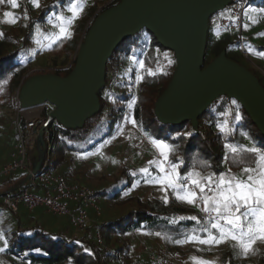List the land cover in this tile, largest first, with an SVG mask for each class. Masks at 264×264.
<instances>
[{
  "label": "trees",
  "instance_id": "trees-1",
  "mask_svg": "<svg viewBox=\"0 0 264 264\" xmlns=\"http://www.w3.org/2000/svg\"><path fill=\"white\" fill-rule=\"evenodd\" d=\"M119 1L111 0L104 6L100 0L84 3L82 13L70 25V37L56 36L46 50L55 63L51 72L64 76L71 71L78 47L93 19ZM252 1L264 8V0ZM39 2L40 7H35L32 0H17L18 11L14 14L16 22L0 25V124L6 117L5 101L19 91L29 76L38 73L35 70L27 71V61L33 58L32 49L39 33L52 34L58 24L56 17H66L73 0ZM213 33L216 35L209 34L206 58L208 55L214 58L222 49H226L227 55L237 61L228 53L229 46L236 41L228 36H220L218 31ZM261 49L264 50V45ZM169 53H172V58L168 57ZM132 57L136 58V62ZM140 60L144 61L145 68L140 67ZM169 60L172 62L169 63ZM176 67L174 52L160 44L147 28L125 38L108 60L106 83L99 91V112L89 117L81 128H67L52 120L45 131V146L37 144L28 153L27 166L33 168L42 159L39 172H59L70 182L83 179V174L74 167L75 154L92 150L112 137L125 120L130 100L134 102L133 118L138 128L148 137L164 140L175 147L171 159L183 161L179 169L181 173L196 169L205 175L211 172L219 174L228 169L237 171L249 166L252 163L251 154L241 151L234 157L225 145L240 146L243 150L248 148L244 147L248 138L253 147L264 150V134L237 99L226 95L215 99L199 116L198 128L191 121L171 124L162 123L157 118L156 100L167 87ZM147 69L154 71L155 75H149ZM137 75L143 77L138 87ZM237 115L241 117L239 120L236 119ZM224 121L229 124L228 133H221L217 128ZM9 127L14 130L11 140L15 141L16 120H11ZM185 132L191 135H183ZM89 138L93 139L91 143ZM234 159L241 163H234ZM204 162H207V167ZM28 174V171L18 170L0 176V195L18 193L24 187H31L35 191L40 186L34 185L32 179L26 180ZM84 180L97 194L102 211L100 214L91 211L92 220L87 230L79 236L75 235L69 217L60 218V224H56L57 220L54 222L44 217L48 213L44 208L34 211L21 208L19 212H13L0 203V230L7 242L6 252L20 262L31 264H120L135 259L129 236L133 230L144 228L153 234L160 233L170 248L182 246L185 242L178 244L175 241L184 240L189 234L196 233L201 237L207 235L201 229L206 220L202 219L197 224L188 219L191 216L183 209L171 203L128 194L127 190L133 186L136 176L127 166H123L110 180L105 176L97 180ZM99 231L104 238L103 243L96 240ZM259 264H264V257Z\"/></svg>",
  "mask_w": 264,
  "mask_h": 264
},
{
  "label": "water",
  "instance_id": "water-1",
  "mask_svg": "<svg viewBox=\"0 0 264 264\" xmlns=\"http://www.w3.org/2000/svg\"><path fill=\"white\" fill-rule=\"evenodd\" d=\"M232 0H120L93 19L67 75L36 73L20 86L18 103L31 109L46 102L54 105L52 120L67 128H81L101 108L99 91L106 83V69L114 49L143 28L175 54L177 67L155 103L162 123L191 121L198 128L199 116L220 96L237 99L264 134V85L259 77L227 50L206 63L210 18ZM47 125L38 132V145L45 146ZM42 166L39 159L26 180Z\"/></svg>",
  "mask_w": 264,
  "mask_h": 264
},
{
  "label": "rangeland",
  "instance_id": "rangeland-1",
  "mask_svg": "<svg viewBox=\"0 0 264 264\" xmlns=\"http://www.w3.org/2000/svg\"><path fill=\"white\" fill-rule=\"evenodd\" d=\"M90 1L91 0H79L83 5ZM100 1H102V5L104 6L111 0ZM261 9L264 8L258 6L255 1L250 2L244 9L242 36L249 57L244 51L239 49V31L227 29L219 34L222 37L228 36L230 39L236 41V43L229 46V55L235 57L238 62L253 71L264 85V55H261L264 53V50L261 49V46L264 45V12H261ZM17 11L18 7L13 8L8 0H3V2L0 3V25L10 24V22L6 21L12 20ZM5 12H9L12 15L5 17ZM70 16L71 13L69 12L68 7L66 17ZM249 17H251V19H249ZM245 25H247V27H245ZM68 27L70 29V26ZM213 32H215V28L210 32L211 36L216 35ZM58 33L59 28L57 25L52 34L47 35L39 33L34 48L32 49L33 58L32 60L27 61V71L35 70L38 73H45L44 71L47 70L48 72H51V69L55 68V63L51 60V57L46 50L56 39ZM249 48H251L252 51H249ZM172 56V53L168 54L169 58H172ZM212 57L213 55H208L206 63L209 62ZM59 64L61 65V63ZM138 85L139 82L137 81V87ZM130 104L131 107H129ZM133 104L132 100L127 103L129 108L126 112L127 114L124 122L116 131L118 135H115V133L106 141L99 143L92 150L77 152L75 154L74 167L76 171L83 174V179L74 182L88 185L84 178L91 181L97 180L101 176H105L107 180H110L113 176L119 173L123 166H127L131 173H136V180L133 186L127 190L128 194H137L143 199L158 198L163 200L162 196L164 194L159 190V186L144 183V176L139 171L143 167H151L149 166L148 161L157 159L158 152L151 145L149 137L142 132L136 124L133 125L130 122L134 114L132 109ZM5 113L6 117L4 118V122L0 124V166L10 159V156L14 151L15 141L11 140V135L14 130L9 127L11 120H16L19 116L21 120L23 119L26 121L31 117L43 114L39 106L22 111L18 103V91L14 93L12 98L5 101ZM89 140V143H91L93 139L89 138ZM89 143L86 146H88ZM244 147H253L250 139L246 138ZM240 172L241 169L232 171V173L235 174H240ZM152 174H155L154 170ZM168 196V203H171L174 207L183 209L189 216H198L195 206L178 201L171 191L168 193ZM100 211H102L101 206ZM44 217L50 220H55L54 222L57 220L56 224H60L58 220L64 218L51 213L44 214ZM74 233L77 236L81 235L76 230ZM148 234L145 244L151 246V251L168 256L172 264H196V260H194L193 257L197 258V260L212 261L214 264H259L260 260L264 257V243L259 241L255 245L254 251L250 252L248 255H244L238 248H233V242L231 240L219 245L185 242L182 246H174L172 248L165 244L164 248L160 245L159 241L156 240L157 237H155L153 233L148 231ZM129 235H131V232ZM0 237H2L0 238V248L3 249V251H0V264H15L16 262L18 264H31L20 262L15 257L8 254L5 249V239L1 230ZM134 237L135 236L131 239L136 240L138 243L141 242L138 237ZM163 242L165 243L164 240Z\"/></svg>",
  "mask_w": 264,
  "mask_h": 264
},
{
  "label": "snow or ice",
  "instance_id": "snow-or-ice-1",
  "mask_svg": "<svg viewBox=\"0 0 264 264\" xmlns=\"http://www.w3.org/2000/svg\"><path fill=\"white\" fill-rule=\"evenodd\" d=\"M2 2L3 0H0V3ZM8 2L13 8L19 6L17 0H8ZM32 4L35 7H40L39 0H32ZM83 7V3H80L79 0H73L69 6L71 16L59 15L56 17L59 28L57 38L70 37L68 26L82 13ZM260 11L264 12V9ZM11 15L9 12L4 13L5 17ZM6 22L15 23L16 20L13 18ZM249 51L252 49L249 48ZM131 59L136 62L135 57ZM171 62L169 60V63ZM139 65L141 68H145L144 61L140 60ZM147 71L149 75H155L151 69H147ZM142 79V76H136L138 82ZM232 103L236 102L232 101ZM224 115H228V113H224ZM240 118L239 115L236 116L237 120ZM130 122L133 125L137 123L134 118ZM217 128L221 133L230 131L227 121L218 124ZM183 135L190 136L191 133L185 132ZM149 140L153 148L157 150L159 158L148 161L151 167H143L139 170L144 176V183L159 186V190L164 194L162 196L164 203L169 202L168 193L171 191L178 201L193 206H198L199 202V205H202L201 212L206 214V222L201 225V229L207 233L206 237L202 238L193 233L187 235L185 240L175 241L176 243L197 242L219 245L231 240L233 248H238L244 255L254 251L258 241L264 243V151L257 147L241 150L240 146L226 144L225 147L234 157L241 151L251 154L252 163L247 167H241L240 174L232 173L231 169L219 174L211 172L205 175L196 169L181 173L179 169L183 161L171 159L175 153V147L164 140L152 137H149ZM233 162L241 163L237 159H234ZM204 165L207 167V162H204ZM153 170L155 171L154 175L152 174ZM132 175H136V173H132ZM180 219H184V217ZM188 219L200 224L205 217L191 216ZM156 235L160 236V233H156ZM5 246H7L6 241ZM0 251L3 249L0 248ZM85 251L88 250L85 249ZM193 259L196 260V264H214L212 261L197 260L195 257Z\"/></svg>",
  "mask_w": 264,
  "mask_h": 264
},
{
  "label": "built area",
  "instance_id": "built-area-1",
  "mask_svg": "<svg viewBox=\"0 0 264 264\" xmlns=\"http://www.w3.org/2000/svg\"><path fill=\"white\" fill-rule=\"evenodd\" d=\"M249 2L250 0H232L229 6L210 18L211 30L215 28L218 33L227 29L240 32L239 49L244 51L248 57L249 53L243 42L242 28L244 9ZM39 107L43 112L41 115L23 122L19 116L17 117L14 151L10 159L0 166V176L9 175L18 170L32 173V168L27 166L28 153L38 144V132L41 126L48 125L52 121L50 112L54 105L46 102ZM32 180L34 185L42 188V192H35L31 187H24L18 193L0 195V203L13 212H19L21 208L29 211L44 208L48 213L69 217L71 224L79 234L87 230L92 220L91 211L100 214L98 196L88 185L70 182L64 174L52 170H43L33 174ZM201 206L198 202V206H195L196 211L199 217H205L203 220H206V214L201 212ZM96 240L98 243L104 241L100 231L96 233ZM145 249H148L145 257L120 264H172L168 256L151 251L147 247Z\"/></svg>",
  "mask_w": 264,
  "mask_h": 264
},
{
  "label": "crops",
  "instance_id": "crops-1",
  "mask_svg": "<svg viewBox=\"0 0 264 264\" xmlns=\"http://www.w3.org/2000/svg\"><path fill=\"white\" fill-rule=\"evenodd\" d=\"M42 188L41 187H37L35 188V192H42ZM148 230L141 228V229H136L131 231V235H129L131 238L133 236L138 237V239H140L141 242H137L136 240H132V254L135 256L136 258H142L145 257L148 253V249H145L146 247L151 248L150 245L145 244V240L147 239L148 236ZM156 238L157 241H159L160 245L163 246L165 248V244L168 245L166 242L164 243L163 240L164 238L162 236H157L156 234H153ZM134 237V238H135ZM165 241V240H164Z\"/></svg>",
  "mask_w": 264,
  "mask_h": 264
}]
</instances>
